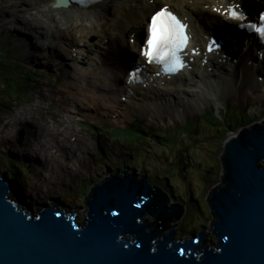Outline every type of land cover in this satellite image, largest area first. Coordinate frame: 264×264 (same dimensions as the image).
Here are the masks:
<instances>
[{
	"label": "rangeland",
	"instance_id": "rangeland-1",
	"mask_svg": "<svg viewBox=\"0 0 264 264\" xmlns=\"http://www.w3.org/2000/svg\"><path fill=\"white\" fill-rule=\"evenodd\" d=\"M161 4L163 2H156V6ZM19 9L15 7L12 11L30 18L29 11L23 14L25 10ZM11 18L0 19V61L22 64L37 74L32 76L36 81L25 97H13L5 92L2 87L6 82L0 77V177L3 171L18 170L19 175L13 178L14 188L20 189L19 194L22 196L37 201L34 209L42 204L49 206L53 200H57L58 208L75 211L74 221L81 222L86 210L84 200L95 185L109 176H121L123 173H131L137 180L145 176L149 184L166 193L168 207L173 203L184 207L182 215L169 223L172 226L167 230L173 229L174 237L190 238L204 229L207 242L213 240V235L207 230L214 218L206 197L213 187L222 184L220 158L225 141L242 128L264 124V95L261 99L247 101L239 98L235 103L220 96V106L209 101L196 107L193 115L188 111L185 116L165 122L155 118L153 112L141 111L131 118L138 121L132 127L140 129L136 132L130 127L124 128L130 120L116 125L112 117L94 113V108L84 110L81 101L80 111L70 108L67 111V104L63 107L62 102H53L56 92L61 88V80L67 75L64 70L66 67L69 68V74L76 78L86 68L91 71L88 64L81 60L82 54L91 56V51L77 54L78 50L69 46L70 38H63L59 44L60 38H48L52 40L53 49H30L29 43L19 45L16 33L20 25L9 23ZM41 20L46 22L44 18ZM206 22L209 23L207 19ZM3 23H7V28ZM14 26L16 28L13 29ZM30 39L32 42L37 40L32 35ZM77 39L74 37L73 40L76 42ZM99 40L100 36L95 35H88L84 39L86 44L92 45L91 49L95 48L94 44L100 45ZM39 42L47 40L40 39ZM80 47L84 48L85 45ZM55 50L58 52L56 57ZM70 62L77 68H72ZM99 66L101 68V64ZM107 67L111 70L117 66L110 62ZM112 72L119 75L122 83V73L117 69ZM80 79L76 84L89 86V81ZM105 82L112 88L118 83L117 79L107 75L98 83L102 86L92 88L93 92L104 94L108 89L103 85ZM25 112V116L21 117V113ZM66 114L71 116L70 123ZM54 119L66 120L65 124H69L72 131L63 134L62 127L57 126L52 134L58 142L45 144L43 138L38 136L36 126L45 125ZM11 122L14 123L12 129L8 124ZM108 126L120 130L107 133L104 130ZM19 130L23 132L21 144L17 143ZM74 138L78 141L73 142ZM66 139L68 142H65ZM39 143L49 150L47 155L46 152L35 150ZM42 154L46 160L37 161L45 158ZM171 157H174V171L166 165L171 162ZM16 161L21 164L15 163L17 167L11 168Z\"/></svg>",
	"mask_w": 264,
	"mask_h": 264
},
{
	"label": "water",
	"instance_id": "water-1",
	"mask_svg": "<svg viewBox=\"0 0 264 264\" xmlns=\"http://www.w3.org/2000/svg\"><path fill=\"white\" fill-rule=\"evenodd\" d=\"M68 4L55 0L53 8ZM220 159L222 184L206 197L209 243L203 229L185 239L167 230L184 207H168L166 193L145 176L123 173L95 185L76 222L57 200L33 210L2 173L0 264H264V124L229 137Z\"/></svg>",
	"mask_w": 264,
	"mask_h": 264
},
{
	"label": "bare ground",
	"instance_id": "bare-ground-1",
	"mask_svg": "<svg viewBox=\"0 0 264 264\" xmlns=\"http://www.w3.org/2000/svg\"><path fill=\"white\" fill-rule=\"evenodd\" d=\"M54 1L0 0V19L12 17L9 23L15 26L20 25L17 27L18 32L16 33V36L19 37V45L29 43L30 49H53L52 40L48 38L55 37L60 38L58 44L62 42L63 38H70L69 42L71 45L69 46H74L75 50H78L77 54L91 51V56H83L82 54L81 58L83 62L88 64L91 71L86 68V71H80L79 77L76 78L69 74L68 67L64 69L67 71V75L61 80V88L56 92L53 102L55 101L58 104L62 102L63 107L67 104V111H70L69 108L80 111L79 101H81L84 110L94 108V113L96 114L100 113L104 116L113 117L112 122L116 125L130 117L139 115V112L145 110L155 112V118L165 122L167 119L172 120L175 117L185 116L188 111L193 115L196 107L209 101L213 102L215 106H220V96H225V99L235 103L239 98L247 101L249 99H261L264 95V66L260 64L261 60L259 57L245 47L244 50L242 48V52L239 51V55L230 53L233 59H237L235 63H232L234 65L232 69H228V63H219L216 70L209 72L207 67L210 64L202 67L201 60L195 59L191 69L178 73L176 76L171 77L170 80L163 78L164 83H162L160 77H153L151 80L147 78L140 85L126 84L124 88L121 86L119 75L112 72L113 69H117V71L123 73L127 69L126 63L119 62L117 52L129 50L133 54L130 63H133L134 59L136 60L135 64L142 62V59L135 54L136 48H139L138 34L143 29L147 32L148 22H145V19L154 10L156 2H164L181 17H186L192 33L191 44L199 45L203 44L204 37L201 33H198L195 27L201 28L204 33H207L213 25L218 23L225 27L229 23L234 24V22L226 19L225 14L221 12L225 4H228L227 1L152 0L149 3L150 0H103L90 7L53 8L52 3ZM263 1L239 0L243 4L251 5H249L250 12L253 9V5H262ZM221 5L223 6L222 8H220ZM15 7L25 10L23 14L29 11L28 16L30 18L14 13L12 10ZM42 18L46 22L42 21ZM206 19L209 22L208 24ZM3 25L7 28V23H3ZM15 26L13 29L16 28ZM51 26L52 29L50 28ZM211 32L213 33V31ZM131 33H134L135 38L132 45L128 44V38L131 37ZM30 35L34 38L36 37L38 41L32 42ZM88 35L100 36V45L94 44L95 48L91 49L92 45L86 44L84 41ZM74 37L78 38L76 42L73 40ZM126 37L127 40L125 39ZM40 39L43 41L47 40V42L41 43L39 42ZM104 39H106L105 42H103ZM80 41L85 45L84 48L80 47ZM227 49L229 50V48ZM54 53L56 57L58 52L55 50ZM73 60L75 61L76 59ZM211 60L218 62V58L215 56H211ZM65 61L69 63V60L66 59ZM112 61L119 62V66L109 70L107 66ZM70 65L72 68H77V65L72 64V62H70ZM260 74L262 79L258 81L254 76ZM107 75L110 78L117 79L118 83L113 89L117 90H112L109 93L105 92L104 94L93 92L92 88L102 86L98 83L102 78H106ZM80 78H83L84 82L89 81V86L76 84ZM103 85L108 87L107 82ZM122 96H125V103L121 102ZM68 97L69 99L65 101L64 99ZM259 102L262 103V101ZM167 103H169V106H166ZM161 106H163L162 112H160ZM137 109L140 110L136 111ZM76 111H73V113H77ZM25 114L26 112L21 113V117H24ZM145 116L146 113L143 117ZM66 117L70 123L72 120L71 116L66 114ZM65 121L63 119H54L45 125L36 126L38 136L43 138L45 144H51L53 141L58 142L57 139L54 140V134H52L54 128L61 126L63 134L72 131L71 126L65 124ZM8 124L11 129L14 127L13 122H11L12 126L10 123ZM231 135V137L235 138L238 133H232ZM73 140V142L78 141L75 138ZM65 142H68V139ZM35 150L46 152V155L49 153V150L42 143H39ZM42 155L45 158H40L37 161L46 160V156ZM54 155L56 156L57 153ZM33 157L36 158V155ZM120 159H122L121 156ZM173 159L174 157H171V162L166 163V165L172 167L174 171L175 162ZM13 163L21 164V162L17 161ZM9 172L10 174L14 173L16 176L19 175L18 170H10ZM5 175L7 176V173ZM14 194L17 196L18 193Z\"/></svg>",
	"mask_w": 264,
	"mask_h": 264
},
{
	"label": "snow or ice",
	"instance_id": "snow-or-ice-1",
	"mask_svg": "<svg viewBox=\"0 0 264 264\" xmlns=\"http://www.w3.org/2000/svg\"><path fill=\"white\" fill-rule=\"evenodd\" d=\"M238 8L239 5L229 7L226 10V15L230 19L244 20L245 16L236 10ZM242 26L254 29L257 34L264 36V12L259 14V26L252 23ZM186 29L187 26L181 23L167 7L160 8L150 17L144 47L139 49V55L148 63L160 64L167 72H175L183 66L179 53L186 48L189 40ZM212 50V45H209V51ZM135 75V72L130 73L132 79L135 78Z\"/></svg>",
	"mask_w": 264,
	"mask_h": 264
},
{
	"label": "trees",
	"instance_id": "trees-1",
	"mask_svg": "<svg viewBox=\"0 0 264 264\" xmlns=\"http://www.w3.org/2000/svg\"><path fill=\"white\" fill-rule=\"evenodd\" d=\"M36 74L37 73L35 71H30L26 66L22 64L18 65L17 63L10 61L9 62H4L2 60L0 61V77L6 82L5 85L2 87V89H4L5 92L10 93V95H12L13 97H19V96L25 97L33 88V82H35L36 80L32 78V76ZM130 124H131L130 128H132L135 123L132 122ZM106 129L107 130L104 131L107 133L113 132L110 131L108 127ZM132 130L135 129L132 128ZM135 131L139 132L140 129ZM16 167H17L16 164L12 163L11 168H16ZM127 167L131 168L130 165H128ZM10 170L5 171L7 173V176L15 177L16 175H14V173L10 174L9 172ZM25 201H28V199H25Z\"/></svg>",
	"mask_w": 264,
	"mask_h": 264
},
{
	"label": "clouds",
	"instance_id": "clouds-1",
	"mask_svg": "<svg viewBox=\"0 0 264 264\" xmlns=\"http://www.w3.org/2000/svg\"><path fill=\"white\" fill-rule=\"evenodd\" d=\"M18 137H19V134H18ZM2 173H5L6 174V172L5 171H3ZM2 173H1V175H2ZM6 176V175H5ZM9 180H13V178H15V177H8V176H6ZM147 177V176H146ZM14 184V183H13ZM12 190H13V192L14 193H18L17 194V196L19 197V198H21L22 199V201L24 202V204H30V206H32V209L34 210V205H37V201H34V204H33V201H31V199L30 198H28V197H24V196H22L21 194H19L20 193V189L19 190H16L15 188H14V185L12 186ZM25 199H28V201H25ZM55 200H53L52 202H54ZM58 204H59V202H58ZM57 206V205H56ZM68 206V205H67ZM38 206H35V208H37ZM61 208V207H60ZM62 209H64V208H62ZM64 213L65 214H73L74 213V218H75V215H76V212L75 211H70V210H64ZM210 226V225H209ZM204 230V229H203ZM208 231V230H207ZM193 236H197V235H193ZM176 238V237H175ZM206 239V238H205Z\"/></svg>",
	"mask_w": 264,
	"mask_h": 264
}]
</instances>
